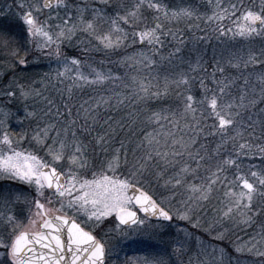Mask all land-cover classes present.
I'll return each mask as SVG.
<instances>
[{
    "label": "snow or ice",
    "instance_id": "6c2138e0",
    "mask_svg": "<svg viewBox=\"0 0 264 264\" xmlns=\"http://www.w3.org/2000/svg\"><path fill=\"white\" fill-rule=\"evenodd\" d=\"M205 9L0 7V264H264V0Z\"/></svg>",
    "mask_w": 264,
    "mask_h": 264
},
{
    "label": "trees",
    "instance_id": "16d2710c",
    "mask_svg": "<svg viewBox=\"0 0 264 264\" xmlns=\"http://www.w3.org/2000/svg\"><path fill=\"white\" fill-rule=\"evenodd\" d=\"M1 2H0V7H3V6H5V5H7V4H13V0H0ZM171 2L172 3H179V0H171ZM225 2H227V0H225ZM185 3H192V4H195V5H199L200 6V10L201 11H205L206 9H205V6H206V0H185ZM13 11H15L14 10V8H13ZM13 28H14V30H16V31H20L21 30V25L18 23V22H13ZM217 44V41L216 40H213L212 41V45L214 46V45H216ZM70 51H74V50H70ZM211 51V46H209V52ZM99 58V57H98ZM56 67V65H55V63L53 62V64H52V68H55ZM37 70H39V71H47V70H49L48 69V65H47V63L45 62L42 66H41V68L40 69H37ZM89 92L88 91H86L85 93H84V95H83V98L84 99H87L88 98V96H89ZM14 122V121H13ZM14 124V123H13ZM5 183H8V182H0V184H5ZM211 214V212H209V215ZM239 235L240 236H244V233H239ZM231 239L232 240H235L236 239V234H233L232 235V237H231ZM213 243V245L214 246H216V247H226V248H228L229 250H231V245H230V243H229V240H223V241H213L212 242ZM249 259H251L250 257H249Z\"/></svg>",
    "mask_w": 264,
    "mask_h": 264
},
{
    "label": "rangeland",
    "instance_id": "374dc122",
    "mask_svg": "<svg viewBox=\"0 0 264 264\" xmlns=\"http://www.w3.org/2000/svg\"><path fill=\"white\" fill-rule=\"evenodd\" d=\"M1 2V1H0ZM255 3H259V0H254ZM13 3H14V0H13ZM14 10H15V7H14ZM15 123V122H13ZM0 182H7V181H0ZM9 183V182H8ZM8 183H5L4 185H7ZM137 247H139L137 244H132L130 248H128L127 250L129 251V253H131L133 250H135Z\"/></svg>",
    "mask_w": 264,
    "mask_h": 264
}]
</instances>
